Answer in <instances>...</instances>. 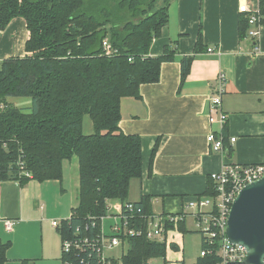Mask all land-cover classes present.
<instances>
[{
    "label": "trees",
    "instance_id": "obj_1",
    "mask_svg": "<svg viewBox=\"0 0 264 264\" xmlns=\"http://www.w3.org/2000/svg\"><path fill=\"white\" fill-rule=\"evenodd\" d=\"M159 1L0 0V30L21 17L29 33L26 55L5 58L0 68V180L20 185L30 179L60 181L63 161L75 158L77 203L69 223L62 224L65 235L75 228L87 237L95 235L112 199L131 203L129 214L140 226L141 217L152 214L148 196L138 202L127 199L131 180L142 175L141 142L139 135L122 132L119 121L121 99L138 98L142 84L158 82L161 63L174 59L170 45L160 55H149L168 22L171 0H161L158 7ZM259 5L264 12V0ZM247 25L246 18L240 19V36ZM201 45L198 36L194 51ZM191 60L189 55L180 59L181 80ZM9 97L30 98V111L8 102ZM84 116L92 123L88 134L82 130ZM156 148L157 142L151 159ZM211 185L209 179L201 195L210 194ZM129 245L121 264L165 257L164 243L133 237ZM8 246L0 243V264ZM217 247V242L207 246L201 237V250L211 253L193 264H216Z\"/></svg>",
    "mask_w": 264,
    "mask_h": 264
},
{
    "label": "crops",
    "instance_id": "obj_2",
    "mask_svg": "<svg viewBox=\"0 0 264 264\" xmlns=\"http://www.w3.org/2000/svg\"><path fill=\"white\" fill-rule=\"evenodd\" d=\"M242 3L250 13L260 11L255 40L248 35L250 24L240 36V19L249 14L238 12ZM28 34L21 17L0 30V68L3 59L26 55ZM198 36L202 45L195 52ZM165 45H170L174 59L161 63L158 82L142 84L138 98L121 99L119 121L122 132L139 135L141 142L142 175L131 180L127 199L138 202L148 196L151 213L164 216L179 213L189 199L204 193L210 173L222 163L264 165V12L259 0H171L168 22L152 41L149 55H160ZM186 55L192 60L181 80L180 59ZM221 73L222 109L227 115L223 126L208 122L209 98ZM7 101L20 108L28 105ZM91 132L92 123L84 133ZM209 132L223 137V153L210 149ZM78 185L75 158L63 161L60 181L30 179L20 185L0 180V243H9L4 264H62L60 233L51 223L70 215L62 216L68 206L62 197L66 188L77 193ZM74 205L70 201V211ZM6 219L14 222L11 231L5 230ZM185 221L186 217L181 232ZM182 234H171L174 242L165 250L172 251L161 264H184Z\"/></svg>",
    "mask_w": 264,
    "mask_h": 264
},
{
    "label": "built area",
    "instance_id": "obj_3",
    "mask_svg": "<svg viewBox=\"0 0 264 264\" xmlns=\"http://www.w3.org/2000/svg\"><path fill=\"white\" fill-rule=\"evenodd\" d=\"M238 12L249 13L246 19L253 28L249 30L248 35L255 40L259 35L260 11L250 13L248 6L242 3L238 7ZM103 46L108 47L106 40L103 41ZM208 51L211 49L209 48ZM224 85L225 76L221 73L218 76L217 88L209 98L208 122L218 123L220 126H223L227 120V115L222 109ZM234 140L235 138H230L231 142ZM206 141L213 152L223 153L224 144L221 135L216 136L213 132H209ZM263 173V164L222 163L219 170L209 175L212 182L210 194L189 199L184 208L176 214L144 215L141 217V226L136 224L133 216L129 214L133 212L131 203L122 204L118 200L111 203V200H108L105 214L99 218L97 230L92 237L81 234L79 228L66 235L61 233L62 224L65 221L69 223L70 215L62 220H53L51 224L58 229L61 237V262L62 264H121L122 256L130 247V238L145 237L149 241L169 245L174 242L169 239L171 234L179 231L180 222H183L191 211L207 246H213L214 242L218 244L215 254L219 260L216 264H241L246 256V249L239 244L229 243L226 236L228 214L240 189L247 183L259 179ZM107 222V231H105ZM13 224V220L6 219L5 230L11 231ZM166 224H171V227H166ZM91 225L94 226L95 222ZM115 247L122 248L120 258L106 253ZM208 253H211L209 249L200 250V256ZM145 264L152 262L149 259ZM169 264L177 263L169 260Z\"/></svg>",
    "mask_w": 264,
    "mask_h": 264
},
{
    "label": "water",
    "instance_id": "obj_4",
    "mask_svg": "<svg viewBox=\"0 0 264 264\" xmlns=\"http://www.w3.org/2000/svg\"><path fill=\"white\" fill-rule=\"evenodd\" d=\"M231 244L246 249L241 264H264V173L235 196L226 223Z\"/></svg>",
    "mask_w": 264,
    "mask_h": 264
},
{
    "label": "rangeland",
    "instance_id": "obj_5",
    "mask_svg": "<svg viewBox=\"0 0 264 264\" xmlns=\"http://www.w3.org/2000/svg\"><path fill=\"white\" fill-rule=\"evenodd\" d=\"M162 3V1L160 0L157 5L158 7L160 6V4ZM12 101L16 100V101H27L28 105H22L21 108L24 109L25 111H30V107H31V99L28 97H9ZM8 98V99H9ZM91 125V121L89 119L88 116H84L83 118V131H88V127ZM66 195L62 197V199L65 200V202L63 203V205H67L68 206L66 208H64V210L62 211V216H68V214L70 213V201L71 203L75 204L77 203V193L75 192V194L72 191V188H66ZM71 193H73L71 195ZM116 200L111 201V203H115ZM74 205V206H75ZM107 224L105 223V228L104 230L107 231ZM185 231L181 232V231H176L174 238H177L179 235L178 234H182L183 235V240H182V252H183V261L184 264H193L197 261V259L200 256V250H201V233L199 232V227L196 224L195 218L194 216L191 214V211L188 212L187 216H186V221H185ZM121 251L122 248L121 247H115L112 250H109L108 252H106L108 255L113 256L115 258H120L121 255ZM124 251H126V246L124 245ZM172 250H170L169 248H166L165 250V257L168 256L171 253ZM61 254V252H60ZM164 259L162 257H158V258H151L150 262H153V264H161L163 263ZM31 263V262H30Z\"/></svg>",
    "mask_w": 264,
    "mask_h": 264
}]
</instances>
